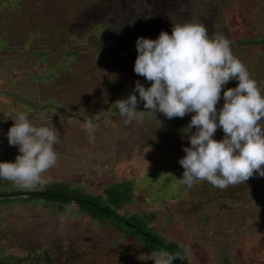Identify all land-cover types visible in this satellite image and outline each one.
Returning a JSON list of instances; mask_svg holds the SVG:
<instances>
[{
    "label": "rangeland",
    "instance_id": "obj_1",
    "mask_svg": "<svg viewBox=\"0 0 264 264\" xmlns=\"http://www.w3.org/2000/svg\"><path fill=\"white\" fill-rule=\"evenodd\" d=\"M198 19L222 32L264 95V0H0V162H15L7 133L20 112L60 131L46 183L92 195L124 194L116 212L136 214L178 243L190 264H264V177L221 190L180 183L192 115L146 113L125 123L115 102L134 93L138 37L171 35ZM230 80L221 90L235 88ZM111 110L110 118L104 110ZM139 111L144 102L138 104ZM95 116L94 141L80 117ZM264 120V118H262ZM218 128L214 139L222 140ZM0 179V264H154L138 257L157 246L109 215L93 219L72 201L14 191ZM146 240V241H145Z\"/></svg>",
    "mask_w": 264,
    "mask_h": 264
},
{
    "label": "clouds",
    "instance_id": "obj_2",
    "mask_svg": "<svg viewBox=\"0 0 264 264\" xmlns=\"http://www.w3.org/2000/svg\"><path fill=\"white\" fill-rule=\"evenodd\" d=\"M232 41L222 32L209 35L202 21L190 19L175 23L171 35L161 31L156 39L138 37L134 72L151 82L145 88L135 82L134 93L115 102L125 123L142 118L146 113H163L167 119L192 115L189 129L190 146L179 160L184 169L180 183L193 187L197 181H207L224 190L244 184L254 173L264 177V95L246 66L233 55ZM236 79L235 88L223 92V107L217 111L222 88ZM144 102L139 111L138 104ZM110 118L111 110H104ZM7 133L8 143L17 146L15 162H0V179L11 181L21 189H32L46 183L45 172L57 163L54 145L60 131L53 126H35L25 112H20ZM95 116L88 118L84 127L90 141L97 127ZM218 128L222 140L214 139ZM183 259L180 252L166 249L141 254V261L154 264H173Z\"/></svg>",
    "mask_w": 264,
    "mask_h": 264
},
{
    "label": "trees",
    "instance_id": "obj_3",
    "mask_svg": "<svg viewBox=\"0 0 264 264\" xmlns=\"http://www.w3.org/2000/svg\"><path fill=\"white\" fill-rule=\"evenodd\" d=\"M80 121H86V118L81 116ZM107 197L103 199L101 195H92L84 192L80 188H72L68 183L63 181H56L52 183H45L42 191H35L32 195H37L42 199L45 198H63L77 204L78 207L87 212L93 219H103L104 216L109 215L113 220H117L118 223H124L130 227V231L133 234H141L143 237L152 240L157 246H152L155 250L166 249L171 253L180 252L184 257L183 259H175L173 264H190L182 247L165 237L160 236L157 231L148 226L143 218L136 214H132L128 217L118 214L116 209L124 199V194L117 191L114 188L107 189ZM3 194H0V199ZM146 241V240H145Z\"/></svg>",
    "mask_w": 264,
    "mask_h": 264
},
{
    "label": "flooded vegetation",
    "instance_id": "obj_4",
    "mask_svg": "<svg viewBox=\"0 0 264 264\" xmlns=\"http://www.w3.org/2000/svg\"><path fill=\"white\" fill-rule=\"evenodd\" d=\"M28 190V189H27ZM27 190H21V191H17V192H13V193H18V195L20 194V195H22V194H27V195H32L33 194V192L32 191H27Z\"/></svg>",
    "mask_w": 264,
    "mask_h": 264
}]
</instances>
